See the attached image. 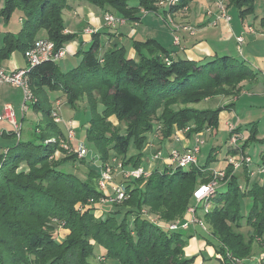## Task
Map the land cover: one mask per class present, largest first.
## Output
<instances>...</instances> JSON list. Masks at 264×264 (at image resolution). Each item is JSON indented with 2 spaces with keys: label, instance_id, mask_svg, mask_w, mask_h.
Instances as JSON below:
<instances>
[{
  "label": "trees",
  "instance_id": "16d2710c",
  "mask_svg": "<svg viewBox=\"0 0 264 264\" xmlns=\"http://www.w3.org/2000/svg\"><path fill=\"white\" fill-rule=\"evenodd\" d=\"M190 1L178 0L176 4L162 6L159 4L160 0H72L70 3L69 0H6L7 6L0 11V15L8 20L15 7L20 9L22 29L18 34L8 33L2 39L0 63L9 59L17 50L23 52L25 57V51L39 39L54 41L57 49L73 41L77 34L65 32L63 15L64 11L73 10L77 3L93 5L130 23L140 21L145 14L155 13L171 26L170 15L187 7ZM255 2L256 0H229L228 6L229 9L236 8L239 16L244 19L255 13ZM261 26L264 29V16L261 18ZM44 32L45 37L42 36ZM95 36L89 48L78 52L81 59L77 66L68 71L61 69L59 61H44L30 69V85L37 99L29 107L41 115V123L44 122V125L41 128L42 134H38L36 130L41 124L36 123L29 129L32 133L26 139L22 138V133L18 137L12 131L8 136L13 139L11 143L0 147V264H107L106 261L92 260L96 246H103L107 250L105 257L117 259L121 264H149L150 257L155 260L156 254L163 264H176L173 258L182 254L184 249L180 245L186 241L183 232H170L168 229H160V237L165 234L166 239L164 244L157 246L154 242L157 240L156 234L152 229L157 230L158 227L138 216L141 204L146 201L138 190L134 196L139 193V200L129 201L134 204V209L129 204L125 207H129V213L137 214L140 224L135 218L128 219L123 210L110 211L106 218L100 220L89 212L80 214L76 210L78 202H85L90 197L102 194L98 187L102 170L99 172L95 168L86 167L87 178L81 180L75 173L60 168L67 160L66 157L65 160H52L56 150L67 151L61 146L63 141L70 145L72 143L68 140V134L62 131L61 123H57L52 117L51 92L64 91L68 105L75 110L83 102L92 107L93 117L87 127V136L96 144L99 160L103 165L111 157L112 149L115 150L114 153H123L116 143L112 148L113 144L106 145L99 138L100 129L95 131L99 117L103 118L106 112L115 113L128 122L142 123L152 96L173 94L185 97L190 94L197 95L194 101H198L203 96L218 93V88L222 93L239 95L242 90L241 82L258 75L249 65L231 56L215 57L203 63L176 59L159 40L152 37L132 40L137 53L135 58L128 56L125 46L114 44L108 49L110 51L105 54L102 62L100 39ZM174 100L180 101L176 98ZM77 102H80L79 105ZM173 103L171 100L168 104L172 106ZM198 111L186 107L174 118L170 116L163 124L162 140L172 141L175 127H186L189 125V118L199 120L201 115ZM221 112L222 109L215 108L205 114V123L214 130L218 129ZM24 120L25 117L21 123ZM201 130L191 128L187 134L192 136ZM246 130L249 137L245 139L243 147H249L258 141L257 126ZM236 131L243 133L244 129L239 126ZM51 137L56 140L46 141ZM133 138L129 139L130 142L134 141ZM145 139L140 149L144 147ZM137 148L139 149L138 146ZM139 153L141 157L142 152ZM23 160L30 164L31 172L18 174L16 177L14 173ZM125 164L127 167L130 163L127 161ZM139 165L132 164V167ZM194 166L176 168L171 175L184 180L190 179L195 174ZM158 169L147 178L162 175L160 177L165 179L170 174ZM169 169L172 170L171 167ZM23 178L25 182H21ZM144 178H122L127 196L137 189L136 183ZM248 180L246 183H249ZM239 184L240 178L233 176L225 190L219 192L222 201L228 203L227 206L216 205L207 217L213 222L217 219L218 237H221L223 244L234 254L246 258L253 252L254 246L260 244L255 237L264 239V184L256 183L249 187L247 193L239 189ZM241 198L249 199L251 205L247 221L255 229V234L253 238L250 235L249 240L242 233L230 231L232 228L229 226L234 221H239V217L244 218ZM44 206L47 208H43ZM52 217L60 218L70 230L61 242L53 238L54 226L52 228L48 225L47 220ZM170 234L178 237L175 247L171 246L173 241ZM220 264L230 262L224 260Z\"/></svg>",
  "mask_w": 264,
  "mask_h": 264
},
{
  "label": "rangeland",
  "instance_id": "374dc122",
  "mask_svg": "<svg viewBox=\"0 0 264 264\" xmlns=\"http://www.w3.org/2000/svg\"><path fill=\"white\" fill-rule=\"evenodd\" d=\"M72 0H69V3ZM7 6L6 0H0V11L4 10ZM164 6V5H162ZM255 13L248 16V19L253 22H257L258 20L260 22L261 18L264 16V0H256L255 2ZM110 12H104V14H108ZM104 14H98L103 18V21L105 22V15ZM230 14L232 19L240 20L239 12L236 8L230 9ZM64 21L65 24L69 25L70 29L72 30V33L80 34L83 30V22L78 20V18L74 15L73 12L66 11L64 13ZM20 17H22V11L18 8H14L11 13L10 17L7 20L2 15H0V43L4 36L8 33L12 34H18L22 29V22L20 21ZM118 18V17H117ZM103 22V23H104ZM119 24L126 23L125 19L119 18ZM168 24L165 22L163 18L160 16L154 14H151L148 17V20L144 21L141 26H132L127 31V35L125 37V40L123 43L125 46L129 49L132 45V40L137 39L138 37H142L143 35H147L145 33L148 32V35H151V37H158L160 41L166 44V42L169 41L170 37L173 38L172 35V29H170ZM137 30L138 34L133 37L132 31ZM257 32H260V27L256 28ZM46 33L42 34V36L45 37ZM251 36V35H250ZM250 36L247 37V43L246 45H241L244 48L248 46V42L250 43ZM252 37V36H251ZM43 38V37H40ZM38 39V38H37ZM36 39V40H37ZM35 40V41H36ZM111 46H103L102 50L100 51V58L103 62V58H105V54L109 52L108 50ZM261 49V48H260ZM236 54L239 55L240 58H242L240 52H236ZM12 60H17L19 62H25V58L23 55V52L17 50L12 53L9 59H7V62H10ZM62 62V61H60ZM26 63V62H25ZM27 65V63H26ZM219 92L216 94H210L208 96H203L198 101H194L195 97L197 95H190L187 94L185 97L181 96H174L173 94H170L168 96H152V99L150 101V105L147 109V112L145 116L143 117L142 123H133L128 122L127 120H122L117 114L112 113L108 114L110 112H106L104 117H99V121L95 124V131L100 129V136L99 138L102 139L106 145L111 146L112 148L116 146L118 147L119 151L123 153H114L115 150L112 149V155L111 157L105 161L103 164L102 169H106L108 166L116 167V164L118 162H122L124 166L125 163L128 161L130 164L126 168H131L132 164H144L145 161H147L150 157V153L153 154V151L157 150H170L174 146L179 145V141L174 139V135L177 132V130L181 129L178 127H175V132L173 134V140H175L171 146H165L163 142H168L170 139H163L161 138V133L163 131V124H165L166 120L170 119V116L174 118V116H177L178 112L181 109H184L186 107L194 110H199V115H201V118L194 119V117L189 118V125L190 128H200L202 129L199 132H202L203 137L205 138L206 142L202 146V151L198 156V161L196 164H194V170L195 174L191 176L190 179L184 180L180 179L178 176H173L171 173L176 170L175 167H171L172 170H170L168 165L162 164V160L156 161V167H149V171H154L157 168H159V171H167L170 172L169 175H167L164 178H161L160 176H152V179H148L147 177H139L144 178L140 180L138 183H136L137 189L133 191L130 195L120 200L116 194L113 192L112 189H101L99 186L98 180V187L99 190L102 192V194L98 197H90L85 202H78L76 204V210L80 214H84L86 212H89L93 215V217L97 220L104 219L107 217V214L110 213V211H116V210H123V212H126V215L128 219L131 218V220L137 219V222L139 221V217L147 219L149 222L157 226V230L154 228L152 229L153 232L156 234V242L157 246L160 244H164L166 236L163 234L162 237H160V229H168L170 232L172 231H182L185 243L181 242L182 248V254H179L173 258V260L176 262V264H197V259L199 254H194L192 252V249L190 247L189 242H191V239H194L197 241L203 240L206 247H210L209 254L208 252H204L207 259H205L204 255L203 257V263L201 264H220L224 260L230 262V264H264V239L259 237H255L257 244L254 246L253 252H251L249 257H240L234 252H232L227 246L223 244L221 241V237H218L219 234L217 232V226L216 221L213 222L211 219L207 217V214L214 209V207L218 204H221V206L226 205L227 202L222 201V197L219 195V192L224 191L227 183L233 179V176H236L240 178V184L239 189L243 193H247L249 189L257 184H264V126L261 122L259 125L261 132L263 134H259L257 136V142H253L249 147H243V143L246 138L249 137V132L246 130L245 124L241 123L240 127L244 129L243 133L236 131L238 134H241L242 137L238 140L236 145H233V143L230 142V132L228 136V140L223 138V142L219 143L217 141L216 145L214 142V139L211 138V135L214 134L215 130L208 126L207 123H205L204 116L205 114H209L211 110L218 108L223 110H231L232 108V102L234 101L237 94L235 93H222L221 90L218 88ZM62 93V99L65 102V107L61 109V117L63 122L60 124L62 131L65 133H68L67 123L66 121L68 119H72L75 122H78L80 124L79 128L76 130V140L78 142H82L87 148H88V155L87 157L80 156L77 152V148L79 147V144L76 146L70 145V148L67 151L61 152L59 156H55L54 161L64 159L65 157L67 160L63 162V165L60 166L61 169L67 170L68 172L75 173L78 178L81 180H86V162L91 160L93 157L95 159H100V156L98 155L97 146L94 142L90 141L87 136V125L90 123L92 117H93V109L92 107L88 106L85 102L81 103V105L77 108V110H74L72 107H70L67 103V94L64 91H57ZM57 92L54 93V96H56ZM4 96V103L10 102L14 105L17 113V117L19 121L25 117V120L22 121L23 123V129L21 131L22 138L26 139L27 135L32 133V130H29L31 127H33L36 123H40V127L36 130V132L41 133L42 125H44V122L41 123V115L36 114L32 109H29L27 111L23 110V101H24V95L23 91L19 87L12 86L9 83H5L3 85H0V100H2ZM183 97V98H182ZM242 98V96H240ZM174 98L179 99L180 101L174 100ZM37 99V98H36ZM246 98L238 101L240 102L239 106L237 107L238 112L242 115H245V113L248 111V106L242 107V102ZM173 100L172 106H170L168 103ZM78 103V102H77ZM80 103V102H79ZM78 103V105H79ZM63 104V102H62ZM30 105V102L28 103ZM264 104H260L257 106V110H260L259 118L262 117V113L264 114V108H261ZM115 110V109H114ZM192 114V113H191ZM261 120V119H260ZM233 124V123H232ZM235 125V124H234ZM244 125V126H243ZM186 126V127H187ZM230 126V124H229ZM247 126H251L247 125ZM258 127V128H259ZM146 128L149 129V131H144ZM185 128V127H184ZM207 128H210L211 131H208ZM11 130V129H10ZM191 130V129H190ZM229 130V129H228ZM245 131H247L245 133ZM198 133V132H196ZM195 133L192 136H188V134L185 135L186 138H192L194 137ZM220 135L223 137L226 135L225 132H220ZM107 136V137H105ZM146 136V137H145ZM134 137V141L130 142V138ZM142 137V138H141ZM157 137V139H156ZM144 147L140 149V145H142V141H144ZM8 139V138H7ZM55 137L48 138L46 141L48 142H54ZM10 140V138H9ZM101 140V141H102ZM177 141V142H176ZM226 141V142H225ZM6 143V139L0 137V147ZM130 143V144H129ZM228 143V144H227ZM263 143V144H260ZM2 144V145H1ZM218 144V145H217ZM242 144V145H241ZM246 144V143H245ZM127 145V146H126ZM126 146V147H125ZM139 147V149L137 148ZM146 146H148V150L145 151ZM161 146V147H159ZM151 147L153 149H151ZM156 148V150H155ZM158 148V149H157ZM233 151V152H232ZM126 152V153H124ZM139 152H142V156L140 157ZM154 152V153H155ZM68 156H71L68 158ZM147 157V158H146ZM251 158V161L247 162L245 161V158ZM231 158L239 159L241 160V166L236 168L234 164L230 162ZM116 159V161H115ZM152 160V157L150 158ZM84 162V163H83ZM93 162V160L89 161ZM139 165V166H140ZM245 169L243 170V168ZM101 169V170H102ZM175 169V170H174ZM97 170V169H96ZM219 170L223 171V176H218V187L205 199V201L198 202L194 199V192L195 190L205 184L210 182L213 178H215V172H219ZM228 170H230V176H228ZM243 170V171H242ZM31 172L30 170V164H28L26 161H20L19 166L14 173L17 177L18 174H28ZM151 172V173H152ZM151 175V174H150ZM149 175V176H150ZM86 176V177H85ZM148 176V177H149ZM170 176V177H169ZM120 177V178H119ZM114 178H119L121 180H115L118 182V184H123V177L122 175L115 173ZM210 179L208 182H204L205 180ZM249 179V180H248ZM246 180H248L249 183H246ZM21 182H25V179H21ZM250 187V188H249ZM109 190V192H108ZM141 192V197L145 196L146 201H144L143 204L140 206V211L137 216V214L131 212L129 213V207L127 204L132 205V202L129 201H138L139 198L137 196H134L135 193ZM194 191V192H193ZM193 192V195H192ZM146 193V195H145ZM129 198V199H128ZM128 199V200H127ZM240 203L243 206V217H239V221H234L233 223L229 224V226L232 232L235 234L242 233L245 235L246 239H250V235H252L251 238H253V231L255 229L249 225V221H247L248 213L250 210V200L249 199H242L240 200ZM117 208H114V207ZM124 206V207H123ZM193 207L195 209L194 214L190 212V208ZM22 208V207H21ZM47 208V207H43ZM102 208V209H100ZM122 208V209H120ZM106 209V210H105ZM131 209H134V204L132 205ZM103 211V212H102ZM254 214V211L253 213ZM8 218V217H7ZM249 219V218H248ZM121 220V218H119ZM189 227L184 228L182 226H178L177 229H171V224H183L186 221H192ZM251 220V219H250ZM48 225L53 228L54 236L53 238L56 239V241L61 242L63 241L66 236L63 233L62 230L69 229L65 226L64 221L60 220V218L52 217L51 219H48ZM140 224V221L138 222ZM62 231V232H61ZM173 241L172 247H175L178 243V237L177 235L170 234ZM222 238H224V235L222 234ZM249 238V239H248ZM176 243V245H175ZM223 244V245H222ZM189 245V246H188ZM217 245V246H216ZM220 248V250H219ZM203 252V250H201ZM97 254V253H96ZM195 258L193 262H191L192 258ZM94 261V258H92ZM105 262L106 260H103L102 258L100 260H95L94 262ZM158 261V262H157ZM131 264H137L136 262H132ZM149 264H163L158 255H155V260L150 257Z\"/></svg>",
  "mask_w": 264,
  "mask_h": 264
},
{
  "label": "crops",
  "instance_id": "0c3cea01",
  "mask_svg": "<svg viewBox=\"0 0 264 264\" xmlns=\"http://www.w3.org/2000/svg\"><path fill=\"white\" fill-rule=\"evenodd\" d=\"M209 9L213 10V14L207 13ZM66 11L73 12L74 15L78 18V20L83 22L84 27L82 32L80 34H77L76 38L66 45L67 48L66 56L61 60H59L61 69L63 71H68L69 69L77 66V64L81 59L77 55L78 52L89 48L94 40L95 35H96L95 38L98 37L100 39L101 48L103 46H111L114 44L125 46L123 41L125 40L127 31L130 30L129 28L132 26H141V24L144 21L148 20V17L151 15V14L143 15L140 21L138 22L130 23L126 21V23L122 25L117 24L115 26H106L105 22L103 21V18L98 15V14H104V12L102 10H99L97 7L93 5L77 3L73 10H66ZM66 11H64V13ZM217 14L218 13L215 9L213 0H191L187 7L170 15L172 24L171 26L170 25L167 26L170 29H172L171 30L173 32L172 35L174 34L173 38L170 37L169 41L166 42L165 44L162 41H160L158 37H152L159 40L168 49L171 56H173L176 59L178 58L189 59L203 63L215 57L231 56L238 60L243 61L245 64L249 65L255 72H257L258 75L254 79L244 80L241 82L240 86L242 87V90L240 94L237 95L234 101L232 102V107H231L232 109L223 110L220 113L219 127L218 129L215 130L214 134L211 135V138L214 139L215 145L217 141H219V143H222L223 138L226 139V141L228 140L229 124L233 123L237 127H239L240 125H242L241 123H243L245 124L247 129L250 128L251 126H257L258 128L259 127L258 124H260L261 122L263 123L264 126V114L262 113V117L259 118L260 110L256 109L257 106H259L260 104H264V29L261 26V20L260 22L258 20V23H256L257 20L256 22H254V20L253 22H251L249 20L250 18L248 19V17H246L242 19L239 16L241 22L240 20H235V19H231L228 21L223 18H218ZM21 20L22 19L20 17V21ZM175 26H178L179 30H177ZM88 27L94 30L92 34L85 32V29ZM257 27H260L261 29L260 32H257L256 30ZM251 28L253 29L252 31ZM191 30H194V33H192ZM65 32L72 33V30L67 24H66ZM176 33L180 35V40H181L180 44H175L174 42V37ZM132 34L133 37H135L138 34V31L135 29L132 31ZM145 34L147 35H143L142 37H138L137 39H145L151 37V35H148V32ZM241 34L244 35L243 45H246L247 37L250 35L252 36V37L250 36V40H249L250 43L248 42V46H246V48H244L243 46L241 47L238 44L237 36ZM127 50L129 57L135 58L137 56L136 55L137 53L132 45L129 49L127 48ZM238 51L240 52L242 58H240L239 55L236 54V52L238 53ZM25 62L27 63L26 59ZM25 62L23 63L17 60H12L10 62H7V60H5L1 62L0 65H2L7 70H12L15 68H24L26 66ZM54 93L55 92L50 93V98L53 100L52 104L54 105V103L57 100H61V102H63L62 108H64L65 102L62 99L63 96L62 93L57 92L56 96H54ZM240 96H242V98ZM244 98L246 99L242 102V107L248 106V111L245 113V115H242L241 113L238 112L237 107L240 104V102L238 101ZM3 99L4 96L2 100H0V111L4 104ZM261 108H264V105ZM69 121H72L74 124L75 139L72 141V145L76 146L77 144L82 143L76 140V130L79 128L80 124L78 122L73 121L72 119H68L66 121L67 128H69L68 126ZM250 124L251 126H247ZM86 127H89V124ZM12 131H14V128L9 122L0 121V137L6 139V143H4V145L1 144L3 147L8 146L13 140V139L9 140L8 138V136ZM247 131H245V133ZM220 132H225L226 135L223 137V135L222 136L220 135ZM65 134L68 133L65 132ZM259 134H263L261 132L260 127L258 128V135ZM174 141L175 140L163 142L164 148L165 146L166 147L171 146ZM192 142H193V137L186 138L184 136L178 142L179 145L174 147L183 149L187 145H190ZM148 148L149 147L146 146L145 151H147ZM151 149L153 148L151 147ZM262 149L263 150H261V152L264 151V146ZM168 151L169 150L166 151L163 150L164 153H167ZM154 152L155 151H153V154ZM153 154L150 153V157L149 158L146 157L148 159L147 161L144 162V165L146 167H148L150 162L152 161L150 158L153 156ZM91 160H93V162H89ZM91 160L89 159V161L86 162V167L95 168L100 172L103 166L101 164V161L95 159V157H93ZM162 164H166V163L162 161ZM156 166L158 165H156V161H154L152 167H156ZM119 178L116 179L119 181L121 180ZM115 183L118 182L115 181ZM62 231L65 235H67L70 232L69 229H64ZM202 241L203 240L196 241L194 238L191 239V242H189L192 252L194 254H199L198 255L199 257L197 259V264H201V262L203 263L202 255H204L205 259H207L204 254L205 251L208 252V254L209 252H211L210 247H206V245ZM201 250H203V252ZM106 254H107V250L103 246H96L95 256L93 257L94 261L100 260L102 258L103 260H106L107 264H121V262L118 261L117 259L106 258L105 257Z\"/></svg>",
  "mask_w": 264,
  "mask_h": 264
},
{
  "label": "built area",
  "instance_id": "2783aa9c",
  "mask_svg": "<svg viewBox=\"0 0 264 264\" xmlns=\"http://www.w3.org/2000/svg\"><path fill=\"white\" fill-rule=\"evenodd\" d=\"M215 9L217 11V17L223 18L225 20H231V14L229 9V0H213ZM178 0H160L159 4L161 5H170L176 4ZM208 14H213V10L209 9L207 11ZM105 23L108 26H115L116 24L120 23L119 18H117L113 14H105ZM177 30H179L178 26H175ZM192 29V28H190ZM253 29L251 28V31ZM85 32L92 34L94 30L90 27L85 29ZM194 33V30H191ZM180 36L176 33L174 37L175 44H180ZM237 41L239 46H241L244 42V35L241 34L237 36ZM67 53V48L61 47L59 49L56 48L54 41L43 38L39 39L34 42L33 46L28 48L25 51V58L27 60V66L24 68H15L12 70H7L2 65H0V85L5 83H9L12 86L19 87L23 91L24 101H23V110L27 111L29 108L28 103L36 101V96L34 95L29 79V72L30 69L44 61H54L57 62L64 58ZM168 61V59H167ZM61 100H57L53 107H52V117L57 123L63 122L61 117V108H62ZM0 121H7L9 122L13 128L14 132L17 134L18 137L21 136L22 131V123L19 121L16 113V109L14 105L10 102H6L3 104L2 109L0 111ZM68 140L72 143L75 139V131H74V124L72 121L68 122ZM237 126L234 124H230L229 132H230V142L233 145H236L238 140L242 137L241 134L236 132ZM190 126L185 128H181L177 130L174 135V139L180 141L182 137H184L189 131ZM208 131H211L210 128H207ZM55 140V139H53ZM206 140L203 137L202 132L195 133L193 137V142L190 145H187L183 149L178 147H173L167 153H164L162 150H157L153 156L152 161L150 162L149 166L146 167L144 164L138 167H131L126 168L122 162H118L116 167L108 166L106 169H102L101 177L99 181V186L101 189H112L116 196L123 200L127 197V191L123 184L115 183L114 176L115 173L122 175L125 179L130 178H139V177H148L152 171H149V167L153 166L154 161L162 160L164 161L169 167L175 168H187L190 165L196 164L198 161V156L202 151V146L205 144ZM61 146L68 150L70 148V144L68 142L63 141ZM80 156H87L88 148L83 144L80 143L79 147L76 149ZM4 151H6L4 149ZM61 152L56 150L53 157L59 156ZM116 161V159H115ZM245 161H251V158H245ZM230 162L235 165L236 168L241 166V160L231 158ZM223 171L219 170V172H215V178H213L210 182L205 183L199 186L194 192V199L198 202L205 201V199L218 187V176H223ZM109 192V190H108ZM190 212L194 214L195 209L193 207L190 208ZM192 221H186L183 224H171V229H177L178 226H182L184 228L189 227Z\"/></svg>",
  "mask_w": 264,
  "mask_h": 264
}]
</instances>
